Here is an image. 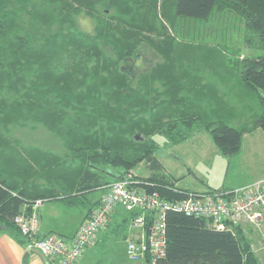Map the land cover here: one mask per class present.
I'll list each match as a JSON object with an SVG mask.
<instances>
[{"label": "trees", "instance_id": "obj_1", "mask_svg": "<svg viewBox=\"0 0 264 264\" xmlns=\"http://www.w3.org/2000/svg\"><path fill=\"white\" fill-rule=\"evenodd\" d=\"M224 7L242 16L244 42L253 50L233 81L209 60L217 55L212 44L196 37ZM81 15L93 18L94 31L79 27ZM183 20L198 28L184 30ZM145 45L154 54L142 69L135 57ZM198 62L204 77L193 79ZM205 66L219 74L215 80ZM261 92L264 0H0V228L23 235L14 218L31 212L36 199L85 204L87 193L104 194L128 172L168 196L227 194L238 186L195 190L165 175L138 176L134 167L148 156L161 167L156 134L176 144L204 129L223 154H236L245 132L264 131V108L244 112L249 96L263 99ZM38 124L62 139L63 151L23 142L13 132ZM102 196L88 200L85 219ZM112 214L102 227L104 242L126 231L137 211L119 205ZM209 220L169 210L165 254L137 264H262L247 229H220Z\"/></svg>", "mask_w": 264, "mask_h": 264}, {"label": "rangeland", "instance_id": "obj_2", "mask_svg": "<svg viewBox=\"0 0 264 264\" xmlns=\"http://www.w3.org/2000/svg\"><path fill=\"white\" fill-rule=\"evenodd\" d=\"M161 19L169 25V29L172 31L169 20L165 19L164 16ZM241 20V15L236 12H227L225 8L217 9L210 21L203 24L201 28H198L197 23L193 20H183L180 23L184 30L185 26L193 27L191 30L199 29L196 37L199 38L200 35V38L205 37V41L210 42L209 44L213 46L211 48L212 54H217L210 57L209 60H216L214 63L215 66L227 73V77L232 81L234 78L231 77H235L236 71L239 69L241 63L240 60L244 55L253 52L244 42L245 31ZM174 22L177 26L176 21ZM79 27L87 31H94L93 18L81 15L79 17ZM204 34L206 35L204 36ZM188 35L189 37L194 36L191 31ZM196 41L199 42L200 40L196 39ZM188 42L191 41L189 40ZM152 53L154 54L153 49H150L148 45L140 47L136 54L135 62L140 68L145 69L152 61ZM159 59L161 57L158 55L154 58V60ZM193 65L192 69H195L194 72L197 73H193L192 78L202 79L204 77L203 73L200 74L198 72L202 69L203 63L198 62L196 65ZM209 66H205L206 69L204 68L203 72L207 76L209 73L210 77L215 80L219 74L210 71ZM261 94L263 96L264 92H261ZM249 98L252 99L249 100V106L245 107V113H255L264 108V98L262 99L257 94L250 95ZM13 132L23 142L42 145L45 148L49 147L55 151H63L62 139L41 124H38L36 128L30 126H14ZM252 134L257 138L256 141H258V144H260L259 150L264 154V131L258 127V130L252 132ZM246 135L247 140L249 134ZM155 138L160 143L155 151V155L161 163V167L153 166L151 158L148 156L134 167V171L138 176H148L151 174L157 176L165 175L166 178L176 181L184 187L204 190L207 188L219 189L228 186L231 180L236 181L246 173V171H241L240 168L233 169V165L238 163L237 158H235L236 154L225 155L221 153L208 130H199L190 139L178 144L164 142V136L159 134H156ZM258 169L260 170L259 167ZM258 169L257 171H259ZM101 192L102 190L99 189L94 191V193ZM46 203L49 204L52 202L46 201ZM55 205L59 211L57 212L55 210L51 219L63 220L62 225L65 226L67 224L74 226L73 222L79 220L81 216L79 210L80 205L78 203L69 205L60 200ZM44 218L45 220L49 219L47 215ZM239 225H242L244 229H247L244 227L245 225H248V227L251 225L253 228V232L250 230L252 248L264 264V226L249 225L248 223H239ZM61 230L65 232L67 229L63 227ZM104 231L96 235L99 237V242L94 245L93 243L91 244L93 246L86 255L85 262L82 261V264H122V262L128 260L126 248L127 237L125 235L130 233L132 228L128 226L127 230L123 233H111L105 242L103 240L105 235Z\"/></svg>", "mask_w": 264, "mask_h": 264}, {"label": "built area", "instance_id": "obj_3", "mask_svg": "<svg viewBox=\"0 0 264 264\" xmlns=\"http://www.w3.org/2000/svg\"><path fill=\"white\" fill-rule=\"evenodd\" d=\"M227 194H209L190 191L180 197L168 196L145 187L132 172L109 184L101 203L94 207L87 219L70 238L50 232L39 236L37 208L42 198L33 202L31 212L22 211L14 220L21 233L27 236V248L39 249L51 264H76L79 257L104 227L110 215L120 205L137 211L127 236L128 260L122 264H137L165 254L167 235L166 217L169 210L182 211L210 219L220 229L234 231V225L251 223L264 226V176L235 187Z\"/></svg>", "mask_w": 264, "mask_h": 264}, {"label": "crops", "instance_id": "obj_4", "mask_svg": "<svg viewBox=\"0 0 264 264\" xmlns=\"http://www.w3.org/2000/svg\"><path fill=\"white\" fill-rule=\"evenodd\" d=\"M256 130H258V127L251 131H247L243 134L241 149L235 155L236 156L235 158H237L238 163L233 165V169L240 168L241 171H246V173L236 181L231 180L228 186H234V187L239 186L241 184L252 182L264 176V154L261 153V151L259 150L260 144H258V141H256L257 138L254 136V134H252V132ZM246 134H249L247 140H246V136H247ZM193 135H191L190 137H188L183 141L190 139ZM258 167L260 168V170L258 169ZM257 169L259 171H257ZM102 193L103 191L101 193H94V191H91L89 194L88 193L86 194L87 197H85L84 200L85 204L82 203L79 206L81 216L79 220L77 221L75 220L77 223L73 222L74 226H70L68 224L67 226L62 225L63 220H57V219L52 220L51 219L52 214L55 212V210H57V212L59 211V209H57L55 205L56 202L59 201L49 200L52 202L49 204H47L45 201L37 209L39 214L38 234L44 235L48 232H58L60 234L65 233L63 235H66L67 237H71L78 229L80 223L86 218V209H87L86 207L88 206L86 204L88 203V200L92 202L94 197L101 196L103 195ZM45 215H47L49 219L45 220L44 218ZM113 215L114 214H112L111 218L113 217ZM248 224L250 225L251 223ZM256 226H260V225H256ZM63 227L67 229L65 232L61 230ZM244 227H246L249 232L250 230L251 232H253V228L251 227V225L250 227H248V225H245ZM104 228L101 229L98 233L104 231ZM98 238L99 237L96 236L97 242H99ZM97 242H95L94 244H96ZM93 245L89 246L84 251L81 258L77 261L76 264H82V261L85 262L86 255L90 252L89 250ZM48 262L50 263V261L49 260L47 261L41 253L37 252L36 250L27 248L25 236L19 234L16 236L0 228V264H48Z\"/></svg>", "mask_w": 264, "mask_h": 264}, {"label": "water", "instance_id": "obj_5", "mask_svg": "<svg viewBox=\"0 0 264 264\" xmlns=\"http://www.w3.org/2000/svg\"><path fill=\"white\" fill-rule=\"evenodd\" d=\"M29 249L36 250L37 252L41 253L45 257V259L48 261V258L39 249L37 248H29ZM48 264H51V263L48 262Z\"/></svg>", "mask_w": 264, "mask_h": 264}, {"label": "bare ground", "instance_id": "obj_6", "mask_svg": "<svg viewBox=\"0 0 264 264\" xmlns=\"http://www.w3.org/2000/svg\"><path fill=\"white\" fill-rule=\"evenodd\" d=\"M109 187V186H108Z\"/></svg>", "mask_w": 264, "mask_h": 264}]
</instances>
